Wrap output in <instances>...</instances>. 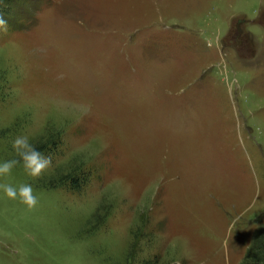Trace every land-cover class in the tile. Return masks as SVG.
Returning <instances> with one entry per match:
<instances>
[{
  "label": "rangeland",
  "instance_id": "374dc122",
  "mask_svg": "<svg viewBox=\"0 0 264 264\" xmlns=\"http://www.w3.org/2000/svg\"><path fill=\"white\" fill-rule=\"evenodd\" d=\"M2 19L0 162L26 136L51 163L0 177L38 201L0 192V264H241L264 224V0H16Z\"/></svg>",
  "mask_w": 264,
  "mask_h": 264
},
{
  "label": "clouds",
  "instance_id": "9594fccd",
  "mask_svg": "<svg viewBox=\"0 0 264 264\" xmlns=\"http://www.w3.org/2000/svg\"><path fill=\"white\" fill-rule=\"evenodd\" d=\"M0 29H7V23L2 18H0ZM12 147L19 160L8 159L0 162V177L8 176L21 161L31 176H39L51 163V158L45 156L26 136H17L12 142ZM0 192L12 199L19 197L29 208H34L38 202L37 197L32 195L31 184L14 186L0 182Z\"/></svg>",
  "mask_w": 264,
  "mask_h": 264
},
{
  "label": "trees",
  "instance_id": "16d2710c",
  "mask_svg": "<svg viewBox=\"0 0 264 264\" xmlns=\"http://www.w3.org/2000/svg\"><path fill=\"white\" fill-rule=\"evenodd\" d=\"M16 0H0V17L4 18V15L10 12L13 8ZM58 130H51L46 134V141H49L51 146H56L61 140ZM39 140V139H38ZM45 141V143H46ZM44 143L37 144L36 147L40 150ZM77 164H73V167L66 172H62L63 182L67 180V184L72 189H80L82 185L88 180V171L84 169H78ZM76 166V167H75ZM61 181V182H62ZM146 262V261H144ZM153 264H156L155 261ZM241 264H264V224L254 230L252 233L251 241L244 255V260Z\"/></svg>",
  "mask_w": 264,
  "mask_h": 264
}]
</instances>
